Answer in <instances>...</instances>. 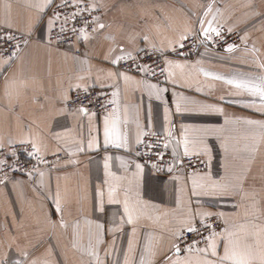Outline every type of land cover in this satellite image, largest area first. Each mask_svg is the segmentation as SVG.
I'll return each instance as SVG.
<instances>
[{"label":"crops","instance_id":"0c3cea01","mask_svg":"<svg viewBox=\"0 0 264 264\" xmlns=\"http://www.w3.org/2000/svg\"><path fill=\"white\" fill-rule=\"evenodd\" d=\"M60 1L40 12L37 5L43 0H0V27L24 35L31 31L30 42L14 59L0 56V143L7 147L34 140L41 155L70 158L34 179L19 176L0 183V264H125L126 259L128 264H161L171 255L178 221L189 211L212 217L223 213L229 225L254 212L264 219V139L256 126L245 123L264 120L257 110L260 99L236 94L233 85L214 79L264 75L259 67L264 64V0H86L101 15L94 32L82 39L81 56L49 42L52 26L46 13ZM209 4L212 12L204 17ZM199 20L240 33L242 45L196 58L167 57L166 69L168 61L185 67L172 68L175 76L167 75L166 85L158 86L166 89L159 99L140 77L111 62L143 50L169 53L184 41L182 35H203ZM98 23L105 27L99 29ZM76 84L110 90L111 99H118L119 131L127 146L105 143L108 114L66 108L65 97L84 90ZM178 96L188 98L179 113ZM203 105L223 112L201 111ZM186 127L221 130L206 137L205 171L217 180L246 176L243 191L194 196L193 173H155L135 158L137 140L146 134L166 136L175 148ZM178 150L183 154L182 144ZM126 200L139 209V219L131 224Z\"/></svg>","mask_w":264,"mask_h":264},{"label":"snow or ice","instance_id":"6c2138e0","mask_svg":"<svg viewBox=\"0 0 264 264\" xmlns=\"http://www.w3.org/2000/svg\"><path fill=\"white\" fill-rule=\"evenodd\" d=\"M54 0H43L42 3L38 4L37 7L40 12H43L45 7H50ZM69 0H64V3L67 4ZM10 5L6 4L5 8L10 9ZM93 7H95L93 5ZM212 4H209L207 10L204 12V17H207L210 12H212ZM55 15V14H54ZM78 15V13L73 14ZM58 18V16H57ZM98 20V18H97ZM215 20V17H213ZM199 31L208 39H213V34L215 37H221L222 31L219 27H214L212 20H199ZM53 21H49V27H51ZM207 24V27H205ZM5 27V31L0 34V42H12L17 39L14 34H10ZM104 24L98 23V28L103 29ZM63 31V29H61ZM76 31V29H73ZM81 38L84 40L88 39L86 27H82L80 30ZM190 32L191 29H188ZM31 39V31H29L27 38H25V43ZM181 40L188 39V35H182ZM183 47V44L180 45ZM14 48H18V45H13ZM236 48V45L230 44L227 47V51L232 52ZM12 53H9L11 56ZM128 59H133L131 54H128ZM125 59L124 56H118L114 58L111 62L118 64L121 60ZM5 63L10 66V61L6 60ZM168 68L164 71H167L169 78L175 76V73L172 71V68L183 69L185 66L182 64H175L168 61ZM261 69H264V64L259 65ZM137 69L140 71H150L148 68H144L141 65H137ZM155 73H153L154 75ZM109 75L119 76L121 73H110ZM205 75L208 76L210 73L205 72ZM124 80H132V77L124 75ZM80 79H83L81 77ZM214 79L224 80L225 83L233 85L237 90L236 94L248 93L251 96L259 97L260 106L257 109L261 113H264V75L259 77H233L227 79L223 76H215ZM143 83V82H141ZM73 86H70V88ZM76 88H84L85 93H87V88L83 85L76 84ZM147 87L154 91L157 99L160 98V93L166 91V89H159L156 84H147ZM199 90V89H198ZM152 93L150 92V95ZM114 97H118L119 93H113ZM68 97H65V102L68 101ZM182 102H188L187 97L178 96L175 111L177 113L182 111ZM111 104L116 105L112 112L104 118V135L105 143H115L118 147L127 146V138L122 137L119 131V101L118 99H113L110 101ZM80 112L87 114L88 109L81 104L78 109ZM187 110V109H185ZM201 111H212L222 113L223 109L216 108L213 105H203ZM95 115V113H92ZM227 122V121H226ZM248 125L256 126L259 130L257 135L259 138L264 139V120H253L248 119L245 121ZM221 131L220 129H189L184 128L183 130V140L176 141V147L172 149V155L179 159L181 153L178 150L180 145H183V156L192 157L195 156L198 159L207 155V146L205 143L206 137L209 134L216 133ZM190 132H195V135H190ZM146 134V133H145ZM169 136L172 135V132L169 131ZM138 143L141 141L138 139ZM21 143H30L35 149L33 155L41 152L40 146L34 140H22ZM3 144L0 143V148H3ZM93 144L90 142L87 147L91 148ZM169 144L165 143L164 148H168ZM83 151V148L79 149ZM12 156H15V153H11ZM110 159V158H109ZM162 159V157H161ZM200 163L206 164V161L199 159ZM189 163H192L189 160ZM0 165L7 167H14L7 164V160L0 159ZM107 167V165H105ZM137 169H141V165H136ZM156 167V165H153ZM3 169L0 168V171ZM171 171V169H169ZM31 174V173H29ZM43 175V173H41ZM247 179L246 176H236L229 180H217L213 179L211 175L204 171L199 173L194 171L192 174L190 193L194 196L200 195H211V196H228L237 192L243 191V181ZM3 183V181H0ZM115 189L109 190L110 200H114ZM57 209L59 210V203L57 202ZM124 211L127 214V223L131 224L135 220L139 219V209L137 205L130 204L127 200L124 203ZM212 213H197L195 211H189V213L182 219L178 221V227L173 232V242L170 248L171 255H165L161 264H164V261H167L168 264H264V219L262 215L258 212H254L251 217L247 214L242 218L241 223L228 224L227 220L224 218L223 213L216 214L218 219H224L225 226L223 228H217L214 224L210 223L212 218ZM198 217H203V220L198 219ZM199 226H196L198 225ZM203 229V231H202ZM195 234L196 237L202 239H194L192 242H185L184 237L187 234ZM132 245L129 244V251L131 252ZM186 253V255L181 258V254ZM91 255H96L95 252H91ZM175 257V259H173ZM35 264V262H33ZM47 264V262H45ZM99 264V261H98ZM125 264H128L127 259ZM141 264H144L141 261Z\"/></svg>","mask_w":264,"mask_h":264},{"label":"built area","instance_id":"2783aa9c","mask_svg":"<svg viewBox=\"0 0 264 264\" xmlns=\"http://www.w3.org/2000/svg\"><path fill=\"white\" fill-rule=\"evenodd\" d=\"M74 13H78V15L74 16ZM100 15L101 13L98 10H95L90 4L82 0H69L67 4L64 1L54 4L46 13V16L53 21L49 32L50 44L59 49L71 48L75 54L79 56L83 55L81 47L82 38L79 30L82 27H86L87 34L93 33ZM73 29H76V31H73ZM4 31L5 28L0 27V34ZM7 31L10 34H14L17 39L12 42H0V56L14 59L31 39L25 43V38L28 35L9 29ZM14 44L18 45V48H14ZM181 44H183V47L180 46ZM230 44L239 45L240 40L237 35L226 31H222L221 37H215L213 34L212 40H208L205 36H193L177 44L169 53L156 50H143L131 55L133 59H128V56H126L116 66L122 71H127L140 77L146 84L154 83L159 87H163L166 85L167 71L164 70L166 69L165 60L167 57L196 58L202 52H223ZM9 53H12V55L9 56ZM137 65L148 68L150 71H140L137 69ZM153 73L155 74L153 75ZM111 100L110 90L90 88L87 89V93L84 90L73 92L65 105L67 109L72 110L79 109L83 103L88 109V113L106 115L113 109V104L110 103ZM165 143L169 144L168 137L148 133L137 146L135 158L155 173L181 171L189 174L194 171L203 172L207 169V163L199 162V159L202 158L198 159L195 156L190 158L184 157L181 153L178 159L172 155L173 148L170 144L168 148H164ZM13 152L15 156L11 155ZM34 152L35 149L32 145L26 143H13L7 147L0 148V159H5L8 165L14 166L7 167L0 165V168L3 169L0 171V181H6L19 176L34 179L41 171L54 170L59 164L70 160L63 153L43 156L40 153L33 155L32 153ZM189 160L192 163H189ZM153 165H156V167H153ZM209 222L214 224L218 229L224 227L223 221L217 217H212ZM196 226H199V224ZM194 239L201 238L191 233L184 237L185 242H192ZM3 264L12 263L5 262Z\"/></svg>","mask_w":264,"mask_h":264},{"label":"rangeland","instance_id":"374dc122","mask_svg":"<svg viewBox=\"0 0 264 264\" xmlns=\"http://www.w3.org/2000/svg\"><path fill=\"white\" fill-rule=\"evenodd\" d=\"M62 1H64V0H62ZM62 1H60V2H62ZM82 1H86V0H82ZM87 2V1H86ZM59 3V2H58ZM88 3V2H87ZM89 4V3H88ZM91 6V5H90ZM221 31H226V32H229V33H232V34H234V35H237L238 37H239V40H240V44L239 45H236V48L237 47H240L241 45H242V40H241V34L240 33H238V32H234V31H230V30H228V29H225V28H221ZM196 36H201V35H196ZM202 36H204V35H202ZM193 37V36H192ZM226 52H229V51H227V49L225 50V51H223V52H217V53H226ZM190 58H193V57H190Z\"/></svg>","mask_w":264,"mask_h":264}]
</instances>
